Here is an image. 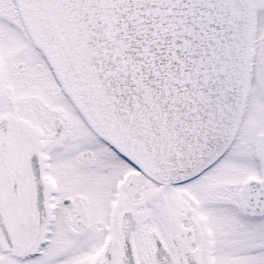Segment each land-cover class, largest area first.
Masks as SVG:
<instances>
[{"label": "snow or ice", "instance_id": "1", "mask_svg": "<svg viewBox=\"0 0 264 264\" xmlns=\"http://www.w3.org/2000/svg\"><path fill=\"white\" fill-rule=\"evenodd\" d=\"M0 264H264V0H0Z\"/></svg>", "mask_w": 264, "mask_h": 264}]
</instances>
